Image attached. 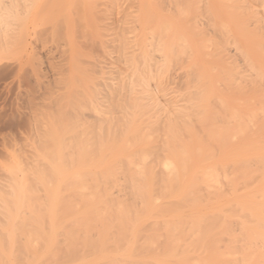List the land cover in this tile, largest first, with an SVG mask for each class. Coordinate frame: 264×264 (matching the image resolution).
Here are the masks:
<instances>
[{
	"label": "bare ground",
	"instance_id": "1",
	"mask_svg": "<svg viewBox=\"0 0 264 264\" xmlns=\"http://www.w3.org/2000/svg\"><path fill=\"white\" fill-rule=\"evenodd\" d=\"M48 9L66 37L65 201L23 264H264V0Z\"/></svg>",
	"mask_w": 264,
	"mask_h": 264
},
{
	"label": "rangeland",
	"instance_id": "2",
	"mask_svg": "<svg viewBox=\"0 0 264 264\" xmlns=\"http://www.w3.org/2000/svg\"><path fill=\"white\" fill-rule=\"evenodd\" d=\"M51 2L16 0L14 17L0 31V264L29 260L53 203L65 201L66 37Z\"/></svg>",
	"mask_w": 264,
	"mask_h": 264
}]
</instances>
